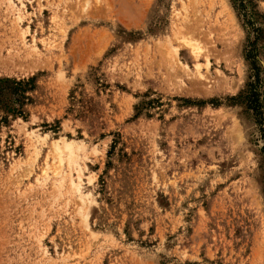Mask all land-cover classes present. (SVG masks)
I'll return each instance as SVG.
<instances>
[{
	"label": "rangeland",
	"instance_id": "obj_1",
	"mask_svg": "<svg viewBox=\"0 0 264 264\" xmlns=\"http://www.w3.org/2000/svg\"><path fill=\"white\" fill-rule=\"evenodd\" d=\"M248 1L0 0V264H264Z\"/></svg>",
	"mask_w": 264,
	"mask_h": 264
},
{
	"label": "trees",
	"instance_id": "obj_2",
	"mask_svg": "<svg viewBox=\"0 0 264 264\" xmlns=\"http://www.w3.org/2000/svg\"><path fill=\"white\" fill-rule=\"evenodd\" d=\"M232 3L236 6V10L239 11L241 16L249 25L253 32L260 35V30L253 27L252 19L256 15L254 5L248 0H232ZM256 50L255 43L248 45V51L246 53V59L250 62L252 70L254 71V80L248 85V92L245 100L248 103V108L253 111L254 115L259 119L258 124L261 127V131L264 133L262 116L263 107L259 98V88L261 84V78L259 70L256 64ZM35 78L29 80H20L4 78L0 79V110L13 116L24 117V107L30 102L28 93L35 90ZM264 152V147H263Z\"/></svg>",
	"mask_w": 264,
	"mask_h": 264
},
{
	"label": "bare ground",
	"instance_id": "obj_3",
	"mask_svg": "<svg viewBox=\"0 0 264 264\" xmlns=\"http://www.w3.org/2000/svg\"><path fill=\"white\" fill-rule=\"evenodd\" d=\"M194 55H195V57L197 58L198 57V55L200 56V54L199 53H194ZM16 56V57H15ZM15 56H10V59L8 60L9 61V63H11V64H14L15 63V60H16V66H18L17 65V63L18 62H21V61H24L23 59H25L24 57H22L20 54H18V55H15ZM24 56H26V55H24ZM27 58V57H26ZM18 60H21V61H18ZM33 61V60H32ZM23 64V63H22ZM5 65H7V64H5ZM20 66H22V65H20ZM8 66H6L5 68H7ZM12 68H14L13 66H12ZM22 68H23V66H22ZM15 70V69H14ZM9 71V70H8ZM10 72V71H9ZM11 73H13L12 71H11Z\"/></svg>",
	"mask_w": 264,
	"mask_h": 264
}]
</instances>
